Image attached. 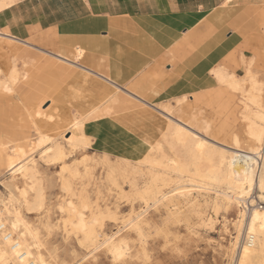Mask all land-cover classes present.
Instances as JSON below:
<instances>
[{
  "label": "crops",
  "instance_id": "obj_1",
  "mask_svg": "<svg viewBox=\"0 0 264 264\" xmlns=\"http://www.w3.org/2000/svg\"><path fill=\"white\" fill-rule=\"evenodd\" d=\"M48 1L18 0L0 10V32L15 38L0 37V63H10L9 70L12 56L18 63H47V81L50 87L58 85L51 98L44 91L41 98L31 99L44 107L53 98L41 109L44 114L35 116L43 125H51L48 119L64 107L77 109L76 98L85 115L91 112L87 131L116 116L136 111L155 114L169 104L172 117L222 143H232L243 103L239 93L216 80L213 70L225 67L244 75L243 60H249L254 72L264 73V0H134L131 9L118 13L94 10L84 0L88 9L70 16L51 10ZM79 48L84 54L76 59ZM49 53L76 60L93 73ZM52 64L55 69L69 68L70 74L57 69L51 74ZM80 73L88 76L87 83ZM87 85L97 88L96 97L89 95ZM77 87L86 101L77 97ZM109 100H114L110 107ZM24 103L28 109L30 104ZM98 105L100 109L93 111Z\"/></svg>",
  "mask_w": 264,
  "mask_h": 264
},
{
  "label": "rangeland",
  "instance_id": "obj_2",
  "mask_svg": "<svg viewBox=\"0 0 264 264\" xmlns=\"http://www.w3.org/2000/svg\"><path fill=\"white\" fill-rule=\"evenodd\" d=\"M89 2L94 10L106 13L125 12L131 9L134 4V0H89ZM47 5L51 10H60L58 12L61 13L62 16L79 15L84 13L89 7L88 4H85L84 0H49ZM49 54L54 55L52 53ZM55 57L59 58L57 56ZM9 64L10 63H0V80L6 82V85L3 86H9L8 88L11 89V91L6 92L3 86L0 88V195L7 198L10 191H16L12 187L10 188V183L12 182L9 173L10 162L15 158H22L25 152L29 155L35 153L33 156L36 157L38 161L37 164L39 163L37 165L40 167L38 168V181L39 184L43 182L41 188L44 190L45 204L43 205V209L40 208L42 210L36 209L37 211L34 210L27 213L28 210L23 208V212L30 224L39 229L40 238H42L41 240L43 242L41 250L53 264H100L101 261H106L108 259V255L103 249L94 251L92 247L90 249L83 248L76 235L74 233H69L63 226L68 212L60 211V203L63 198L67 199L69 196L78 202V196L81 195L86 196L89 201L92 200L90 201L92 204H94V201H97L102 208H111V211L109 209L105 210L107 212L109 210V212L115 214L114 211L118 210L117 216L119 218L105 219L104 233L106 235H111L115 231L120 230L122 233L121 236H126V240L130 246L127 264H235L237 251L236 253L233 252L231 245L235 241L234 237L237 235L234 221L239 218V213L242 210L241 208L235 209L229 215H226L224 211H220L218 212L219 214H217L210 205L203 203V197H199L198 202L201 204L204 215L214 218V222L208 224L203 223L189 205L180 203L181 205L179 204L180 206L178 205L176 207L179 209L176 214H169L163 205H153L152 202H150V205H147L136 192L134 193L132 183L135 182L138 189L142 190L149 180L147 176V166L145 164H138L135 158H139L145 154L149 145L147 139L153 142V140L158 137L157 128L153 126L155 120L153 118V113V116H150L151 113L138 111L139 114L142 113L141 116L138 114L135 115L134 112H132L102 121L99 126L95 125L93 129H88L87 134L90 136L89 138H91L88 143L74 147V149L70 148L66 141V135L71 131V120L75 116H84V111H86V109L81 110L79 107L81 102L78 101L77 98L76 100L73 99L78 105L77 109L73 107V110H70L64 107V109H60L53 113L54 117L48 119L51 125H43L42 122L35 117L39 115V110L34 108L35 112H32L31 109H27L24 102L29 104L31 99L41 98L45 91L44 88L50 87V81H47L48 78L45 73L48 72V68H46L48 67L46 66L47 63H33L32 65H30V63L29 65L19 63L20 71L28 73L27 78L19 84V88L9 83L7 77ZM54 66L55 65L52 64V67H50L52 68L50 70L51 74L52 72H56L57 68L55 69ZM76 66L82 71H85V73L92 72L88 67H84V65L76 64ZM58 71H60L61 74H65V72L70 74V70ZM232 73L237 74L235 72ZM95 74L102 77V74ZM254 74L257 79L264 84V73L254 72ZM103 78L113 84L111 81L107 80L106 77ZM216 80L232 91L228 85L221 82L218 78H216ZM21 86L22 89H20ZM86 87L88 93L89 90L92 91L89 95L92 98L96 97L95 95H97L98 91H95L96 87H94V85H87ZM115 87L119 88L117 85H115ZM76 90L80 91L79 93H77V91L75 92L77 97H81V88L77 87ZM87 92L83 91V94ZM233 92L239 93L237 91ZM50 96L46 94L47 98ZM81 98L86 100L84 95H82ZM50 100L52 102L53 98L46 101L44 107L40 101V110L47 107ZM64 100L65 102L67 101V104L69 103L68 95L64 97ZM241 101L243 103V114L245 108L242 96ZM169 106L171 105L167 104L161 106V108H158L159 112L156 111L155 114H163L164 107ZM87 108H89V106ZM144 109H149L152 112L150 107L145 106ZM71 111H73L74 114ZM47 118L48 117H46V121ZM161 118L163 117L161 116ZM118 121H120V123ZM243 123L242 119L240 124H238L237 128L239 129L237 133L244 132L245 123ZM152 128H154V131H152ZM43 132L55 137L56 141H59L70 151H66V163L69 167H78L80 171H83L85 166H87V168L91 170L89 171L91 176L87 178L89 174L83 172V176L77 175L76 177H71L68 171L62 172V162L52 161L51 159H47V161L40 159V141L43 139ZM245 137L246 136L243 137L242 133V145L247 149L252 146V143ZM16 149H18V152H15ZM165 149L168 150L166 146ZM106 155L107 157H105ZM104 157L107 160H112V162H108ZM125 158L132 161L126 160ZM106 161L110 163V165H114L113 167L116 170L115 177L117 179V185H120L119 187L108 178L109 166ZM118 162H120V164ZM143 171H146L144 172L145 174ZM124 174L127 177H125ZM62 176L67 179L70 178L69 180L71 182L73 181L71 185L72 192H75V194L73 193L74 196H72V192L71 194L64 192L63 181L65 178ZM16 180H18L21 185V179L17 178L15 181ZM86 189L88 190L86 191ZM122 190L123 192H121ZM79 192L81 193L79 194ZM83 192L85 193L83 194ZM212 192H210V196L214 197L215 194ZM87 193H89V197ZM121 193L123 194L121 195ZM257 193L259 194V191L255 189L253 195L256 196ZM205 198H209L208 194L205 195ZM259 204L263 206L264 202L260 203L259 201ZM133 210L136 213H142L144 220L141 232L142 236L129 227L127 231H124L125 222L121 221L123 220L121 217L132 213ZM91 252L92 254H90Z\"/></svg>",
  "mask_w": 264,
  "mask_h": 264
},
{
  "label": "bare ground",
  "instance_id": "obj_3",
  "mask_svg": "<svg viewBox=\"0 0 264 264\" xmlns=\"http://www.w3.org/2000/svg\"><path fill=\"white\" fill-rule=\"evenodd\" d=\"M17 1L18 0H0V10L14 5ZM0 37L15 39L10 37V35H4L1 32ZM83 54V51L79 48L76 59H79ZM54 56L59 57L57 59L64 61L69 65H78L76 60H71L60 55ZM12 57L11 67L7 73V77L9 83L19 88V84L27 78L28 73L21 72L19 69L18 58H16V56ZM30 60L32 62L34 59L32 58ZM243 62L246 66V71L243 75L244 77L240 74L229 72L226 68L222 67L213 68L214 70H212L215 78H218L221 82L228 85L232 91L239 92V95L243 97L245 110L241 118L245 123H243L245 128L242 133L243 137L246 136L245 138L250 140L252 146L247 149L243 147L242 133H235L231 144L222 143L203 134L201 131L188 124V122H183L180 119L172 117V106L164 107L163 114H153V118L155 119L153 126H156L159 138L156 137L153 142L148 140L147 142L149 145L145 154L139 158H135V161L138 164H145L147 166V176L149 177V180L146 182V185L142 190L138 189L135 182L132 183V189L147 205H150V202H152L153 205H163L169 214H176L179 210L176 207L180 203L189 205L192 211L199 216L201 221L208 224L213 223L214 218L212 216L204 215L201 204L198 202L199 197H203V203L210 205L217 214H219L218 212L220 211H224L226 215H229L235 209L241 208L242 210L239 213V218L234 221L237 235L234 237L235 241L231 245L233 252L236 253L237 251L235 264H264V205L261 206V204H259V201L260 203L264 202V84L261 83L254 74V71L252 70V61L248 60V62H246L243 60ZM28 64V61L23 63V65ZM56 68L58 70H70L64 66ZM80 75L82 80L85 81L84 83H87L88 76L83 73ZM101 76L102 78L105 77L103 75ZM107 80L111 81L108 78ZM5 83L6 82L0 80V88L3 85H6ZM112 83L113 85H116L114 82ZM3 87L5 88V86ZM57 87V84H51V87L46 88L45 91L47 96L52 95ZM76 91L77 93L80 92L78 90ZM111 97L112 96H110L109 99ZM185 98L186 97L184 96L183 98L177 99V105L182 104ZM109 101L110 103L108 104V107H110V104L112 105L114 100ZM40 103L41 102H31L29 103L30 107L28 109H31L32 112H35L34 108L38 109L39 115H43L44 113L40 110ZM94 108L93 111H96L97 109H100V105L95 109ZM90 114L91 112L82 117L75 116L71 120V131L66 135V141L70 148L74 149V147L81 146L84 143L86 144L91 140V138H89L90 136L87 134L86 128V118ZM135 114L142 115V113L139 114L138 111L135 112ZM153 115L151 113L150 116ZM160 115H162L163 121L160 120ZM40 146L39 158L44 161L51 159L52 161L62 162V172L64 173L68 171L71 177H76L77 175L83 176V172L89 174V171H91L87 166H85L83 171H80L78 167H69L66 163V151L69 150H67L66 146L62 145L59 141H56L55 137L52 135L43 132V139L40 141ZM165 146L168 150L165 149ZM48 148H51V151H47ZM16 150L15 152H18V149ZM33 154L29 155L25 152L22 158H15L10 162L9 173L12 181H10V188L12 187L16 191H14L15 193L10 191L7 198L0 195V253H3V264H19L15 254L11 250V244L15 241H19L21 244L22 247L19 249L21 252L29 253L28 255H25L23 264H29V262H31V264H53V262L49 260L41 250L43 242L41 240L42 238H40L39 229L30 224L23 212V208L28 210L27 213L36 209H43V205L45 204L44 190L41 188L43 182H41V180V184H39L38 181V168L40 167L37 166L39 163L37 164L38 161ZM105 157H107V155ZM125 159L132 161L128 158ZM107 161L109 162L110 159ZM110 162H112V160ZM118 163L120 164V162ZM108 166V178L117 185L114 165L108 163ZM144 172L146 171H143V173ZM88 176L90 177L91 175H87V178ZM124 176L127 177L125 174ZM17 178L21 179V185L18 180L15 181ZM69 179L65 178L63 181L64 192H67V194H71L72 192L71 184L73 181L71 182ZM255 189L259 191V194L257 193L256 196L253 195ZM87 190L88 189H86V191ZM123 190L121 192H123ZM212 191L215 194L214 197L210 196V192ZM73 193L75 194V192H72V196H74ZM80 193L81 192H79V194ZM84 193L85 192H83V194ZM87 194L89 197V193ZM122 194L123 193H121V195ZM206 194L209 196L208 199L205 198ZM78 197V202L69 196L67 199L63 198L60 203V209L68 212V215L66 214L67 216L63 222V226L69 233H74L76 235L83 248L90 249L92 247L95 251L96 245L100 243L103 237L109 236L104 233L105 219L119 218L117 216L118 210H115V214H113V212H109V210L111 211V208H102L97 201H94V205L90 202L92 200L89 201L86 196L81 195ZM107 209H109L108 212L105 211ZM133 218H135L136 224L134 227L129 226V228L135 230V228L138 227L140 232H142V225L144 223L142 213H136L133 210L132 213L122 216L121 219L123 220L121 221L126 222ZM13 224L17 225L15 229L12 228ZM6 234L11 236V241H6L4 239ZM251 235L254 236L252 243L247 240ZM122 238L126 239V236H122ZM127 247L130 250L129 243L127 244ZM90 254H92V252ZM129 254L130 251L128 256Z\"/></svg>",
  "mask_w": 264,
  "mask_h": 264
},
{
  "label": "snow or ice",
  "instance_id": "obj_4",
  "mask_svg": "<svg viewBox=\"0 0 264 264\" xmlns=\"http://www.w3.org/2000/svg\"><path fill=\"white\" fill-rule=\"evenodd\" d=\"M26 78V77H25ZM4 91L8 92L11 91L10 88H4ZM47 151H51V148H48ZM62 212L63 209H60ZM136 220L135 218L127 220L125 222L124 231H127L129 226H135ZM17 225L13 224L12 228H16ZM135 231L142 236L140 229L138 227L135 228ZM4 239L6 241H11V236L5 235ZM128 241L121 236V231H115L113 234L109 236L103 237V239L96 245V251H100L103 249L107 255L108 259L106 261H101L100 264H127V256L129 253V248L127 247ZM21 244L19 241L12 242L11 250L15 254L17 261L19 264H23L25 255L29 253L21 252L19 249L21 248ZM87 259V257H86ZM4 257L3 253H0V264H3ZM31 264V262H29Z\"/></svg>",
  "mask_w": 264,
  "mask_h": 264
},
{
  "label": "built area",
  "instance_id": "obj_5",
  "mask_svg": "<svg viewBox=\"0 0 264 264\" xmlns=\"http://www.w3.org/2000/svg\"><path fill=\"white\" fill-rule=\"evenodd\" d=\"M247 240H248L250 243H252V242H253V240H254V236H253V235H251L250 237H248V238H247Z\"/></svg>",
  "mask_w": 264,
  "mask_h": 264
}]
</instances>
